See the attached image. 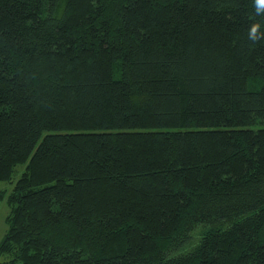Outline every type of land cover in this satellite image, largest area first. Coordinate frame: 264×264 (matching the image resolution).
Segmentation results:
<instances>
[{"label": "trees", "instance_id": "16d2710c", "mask_svg": "<svg viewBox=\"0 0 264 264\" xmlns=\"http://www.w3.org/2000/svg\"><path fill=\"white\" fill-rule=\"evenodd\" d=\"M255 7L0 0V264H264Z\"/></svg>", "mask_w": 264, "mask_h": 264}, {"label": "rangeland", "instance_id": "374dc122", "mask_svg": "<svg viewBox=\"0 0 264 264\" xmlns=\"http://www.w3.org/2000/svg\"><path fill=\"white\" fill-rule=\"evenodd\" d=\"M24 168L23 164H19L16 167V171L14 173V177L12 179L15 180L19 176L21 170ZM1 185V192H0V240L4 235L7 229V223L5 217L10 211V205L7 202V195L10 193L13 183L8 181H0ZM3 190V191H2ZM3 257H0V259Z\"/></svg>", "mask_w": 264, "mask_h": 264}, {"label": "clouds", "instance_id": "9594fccd", "mask_svg": "<svg viewBox=\"0 0 264 264\" xmlns=\"http://www.w3.org/2000/svg\"><path fill=\"white\" fill-rule=\"evenodd\" d=\"M255 11L257 15L264 14V0H255ZM264 39V32L261 31L259 22L252 23L248 28V40L256 43Z\"/></svg>", "mask_w": 264, "mask_h": 264}, {"label": "crops", "instance_id": "0c3cea01", "mask_svg": "<svg viewBox=\"0 0 264 264\" xmlns=\"http://www.w3.org/2000/svg\"><path fill=\"white\" fill-rule=\"evenodd\" d=\"M1 184V183H0ZM0 191H1V185H0Z\"/></svg>", "mask_w": 264, "mask_h": 264}]
</instances>
